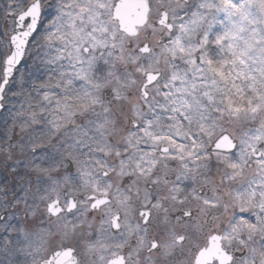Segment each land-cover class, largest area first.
Returning a JSON list of instances; mask_svg holds the SVG:
<instances>
[{
	"label": "snow or ice",
	"instance_id": "1",
	"mask_svg": "<svg viewBox=\"0 0 264 264\" xmlns=\"http://www.w3.org/2000/svg\"><path fill=\"white\" fill-rule=\"evenodd\" d=\"M0 264H264V0H0Z\"/></svg>",
	"mask_w": 264,
	"mask_h": 264
}]
</instances>
